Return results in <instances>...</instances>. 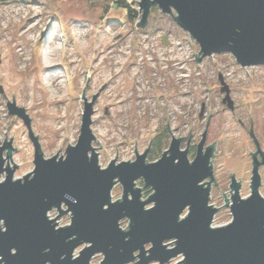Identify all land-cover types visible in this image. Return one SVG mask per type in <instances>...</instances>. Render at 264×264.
Wrapping results in <instances>:
<instances>
[{"label":"rangeland","instance_id":"rangeland-1","mask_svg":"<svg viewBox=\"0 0 264 264\" xmlns=\"http://www.w3.org/2000/svg\"><path fill=\"white\" fill-rule=\"evenodd\" d=\"M114 1L0 0V85L7 97L0 93V147L6 136L8 142L13 137L12 147L18 148L13 151L14 164L9 163L19 165L15 177L34 170L35 148L25 121L9 114L8 99H15L26 110L47 158L57 155L60 148L59 154L66 155L69 143L78 142L85 109L83 91L88 103L98 93L92 102L91 128L100 142L94 139L93 145L101 167H107L117 153L118 162L135 161V149L145 152L164 131L168 137L163 139L161 151L154 158L149 152L147 161L159 159L173 136L184 137L181 146L185 149L190 130L189 157L193 159L194 148L207 129L206 145L217 140L214 155H218L211 159L217 183L211 184L209 200L220 207L213 225L232 222L223 192L231 199L234 172L241 181V197L251 193L252 153L257 149L249 133L252 122L264 151V64L242 66L230 52L199 62L195 59L201 49L198 42L171 16L158 10L147 26L137 27L126 9L115 7ZM37 14L41 23L33 26L31 19ZM54 49L57 61L63 64L62 76L47 80L40 64ZM227 90L233 109L228 105ZM260 174L264 196V165ZM136 181L142 199H147L154 191L145 187L143 178ZM111 193L113 201L121 199L122 183ZM49 214L56 217L59 210L54 208ZM129 221L128 217L121 220L124 230ZM70 222V214L62 215L58 226ZM103 259V254H96L91 263L100 264ZM181 259L174 258L169 264Z\"/></svg>","mask_w":264,"mask_h":264},{"label":"water","instance_id":"water-1","mask_svg":"<svg viewBox=\"0 0 264 264\" xmlns=\"http://www.w3.org/2000/svg\"><path fill=\"white\" fill-rule=\"evenodd\" d=\"M137 2L142 12L137 27L147 26L152 7L157 6L196 39L201 47L195 56L199 62L230 52L242 66L264 64V0ZM1 92L5 95L2 85ZM227 93L233 109L234 101ZM97 94L88 103L83 91L85 109L78 142L69 143L66 155L59 154L60 148L57 155L47 158L26 110L17 106L14 94L12 102L8 99L9 114H17L28 127L35 168L15 177L19 165L12 167L9 160L13 163L18 147L13 148V137L8 142L6 136L0 147V264H92L96 254H103L100 264H169L179 256L182 259L174 264H264V196L260 190L264 151L252 118L249 133L257 149L252 153L251 193L241 197V181L233 172L231 199L222 191L233 221L214 226L220 207L210 204L209 198L212 182L217 183L211 160L218 156L214 155L217 140L206 145V129L191 159L190 130L185 149L181 146L184 137L172 135L169 148L154 162L146 159L150 147L140 153L135 146V161L118 162L117 153L107 167H101L91 128ZM139 178L154 191L145 200L136 184ZM118 182L123 185V197L113 201L111 192ZM54 208L59 214L50 217ZM65 214H70L71 222L59 227L58 220ZM126 217L129 228L124 230L120 223ZM171 239L175 241L170 247Z\"/></svg>","mask_w":264,"mask_h":264},{"label":"bare ground","instance_id":"bare-ground-1","mask_svg":"<svg viewBox=\"0 0 264 264\" xmlns=\"http://www.w3.org/2000/svg\"><path fill=\"white\" fill-rule=\"evenodd\" d=\"M40 18H41V15L37 14V15H35L33 17V19H31V23H33V26H36L37 24L41 23ZM56 52H57V49L52 50V52L48 51L46 53V56H45L44 60H43V63L40 64L41 65V69H42V73H43L44 76H46L47 80H51V79H54V80L57 79L58 80L62 76V75H60V69L62 68L63 64H61V62L57 61ZM106 84H109V82H107ZM59 92H60V90L57 93H59ZM56 96H57V94L55 95L53 93V97H56ZM59 100H62V98H59ZM148 205H153V203L148 204ZM185 211H186L185 213L189 212L188 209H186ZM49 216H50V214H49ZM120 225H121V223H120ZM171 241H175V239H171L169 241V243H171ZM172 244H174V242H172ZM81 246H82V249H83L84 244L81 245ZM76 251H75V256H77L80 253V251H79V253L76 254Z\"/></svg>","mask_w":264,"mask_h":264},{"label":"trees","instance_id":"trees-1","mask_svg":"<svg viewBox=\"0 0 264 264\" xmlns=\"http://www.w3.org/2000/svg\"><path fill=\"white\" fill-rule=\"evenodd\" d=\"M132 1H130V0H115L113 2V5L117 8L120 7V8L126 9L128 18H131L134 22L138 23L140 18H141L142 12L138 6L132 4ZM158 10H159V8L157 6L152 7V10H151V13L149 16L150 17L149 20L154 18L153 16L157 13ZM166 136H167V134H165V131H164V132L158 134L157 137H155L154 142H153V149L150 151V156L152 158H154V156L161 151L160 146H161L163 139H165ZM196 150H197V147L194 148L195 153H196ZM195 153H194V156H195Z\"/></svg>","mask_w":264,"mask_h":264},{"label":"flooded vegetation","instance_id":"flooded-vegetation-1","mask_svg":"<svg viewBox=\"0 0 264 264\" xmlns=\"http://www.w3.org/2000/svg\"><path fill=\"white\" fill-rule=\"evenodd\" d=\"M8 0H6V2H7ZM153 142H154V139L152 140V143H151V145L150 146H148V147H150L151 149H150V151L153 149ZM189 146H190V144H189ZM260 159H262V157H259Z\"/></svg>","mask_w":264,"mask_h":264}]
</instances>
